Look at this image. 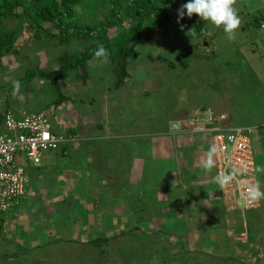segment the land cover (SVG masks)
<instances>
[{
	"label": "rangeland",
	"instance_id": "1",
	"mask_svg": "<svg viewBox=\"0 0 264 264\" xmlns=\"http://www.w3.org/2000/svg\"><path fill=\"white\" fill-rule=\"evenodd\" d=\"M234 7L241 24L232 41L227 39L222 27L215 28L201 20L207 36L197 42L195 36L187 34L186 15L177 23L178 9H171L163 28L154 31L147 39L140 37L128 44L136 52V57L126 59L128 78L119 89L114 88L115 76L112 69L116 59L113 50H108L110 55L107 64L94 59L86 63L84 85L73 77V73L68 74L60 89L72 103L64 101L53 109L60 113L59 117L51 119L55 124H52L54 130H67L64 124V109L67 106L72 118H79L76 127L78 138H92L88 146L97 149L99 158H112L110 154L114 153L115 139L111 137L122 135L126 140H120L122 143L119 150L125 149L128 153L133 147L136 154L131 158L141 162L138 165L141 180L150 176L153 181L155 171L168 172L175 162L174 150L171 152L166 147L167 143L171 145V140H163L161 146L163 138L157 135V130L170 116L180 117L186 112L193 114L207 111L215 116L213 124L218 125L221 121L231 126L255 128L251 130L255 168L264 167V29L255 25L258 15L264 12V0H236ZM73 12V21L78 25H86L99 21L106 9L101 3L84 0V3L73 7ZM18 22L21 28L17 32L14 49L0 58V108L3 100H6L7 105L13 107L12 112L50 111L49 103L55 97L49 93L46 81L41 77H34L25 82V72L31 69L43 72L56 70L57 59L61 54L77 52L91 43L72 39L68 46H58L42 35L33 37V32L27 28L23 18ZM16 23L15 18L3 21L0 32L12 30ZM114 34V29L109 32L110 37ZM206 56L209 58L205 59ZM17 80L20 81L21 89L14 96L13 83ZM79 99L82 101L78 102ZM75 109L79 112L78 116ZM80 110L88 117L86 130L80 126ZM93 123L99 124L101 130L94 128ZM189 124L192 123L186 125V130L190 132ZM189 134L180 135L178 140L185 144L192 138V134ZM151 142L153 146H161V149L147 147L142 151L135 148ZM202 144L207 147L204 150L207 157L211 149L205 141ZM76 146L77 144L74 147ZM141 152L145 155L142 156ZM177 152L180 153L179 150ZM59 159L54 153H50L41 169H35L37 174L40 171L38 180L29 179L27 184L25 198L29 199L32 190L41 188L43 191L49 190V199L45 196L46 192L41 196L38 194L36 202L27 201V208L33 203L30 210H16L14 214L18 217L15 220H3L0 264H264V199L259 200L256 209L246 211L238 205L231 187L219 185L217 189L215 182L210 188L214 190L212 196L218 198L220 204L207 203L212 213H202V220L210 216L220 229L217 232H205L202 226L196 224L197 232L184 228L167 233L161 225L156 227L157 221L151 222L152 227H146L147 221L140 214L133 221L136 227L128 225L124 235L115 234V238L108 236V240L101 243L100 247L87 245L86 232L92 234L95 228L102 226L104 231H111L112 220L108 219V213L103 214L104 218L99 223L95 220L98 224H94L93 220L86 224L73 217L76 211L70 206L90 211L94 204L91 197L85 195V190L77 192L76 187L69 186L70 181L69 184L61 182L62 178L69 180L67 173H61V169H67L69 164L64 163L61 167ZM116 159L113 157L112 161L115 163ZM117 166L128 169L127 165ZM53 173L58 175L57 180V177L53 178ZM44 174L48 175L43 178ZM256 174L261 191H264V172ZM170 179L168 177L164 182L170 183ZM91 183L97 184V181L93 180ZM47 184L51 185L49 189ZM210 188L203 189L204 193L207 194ZM100 205L107 207L105 203ZM33 212L36 217L31 218L32 222L27 218L22 221L19 219V216L22 218ZM199 213L194 211L190 215L199 216ZM180 221L186 225L188 222L189 229L190 225L197 222L184 221L183 217ZM17 222L26 224L24 229H32L34 237L41 241L47 239L44 229L53 224L52 234L49 232V250L35 246L25 247L24 244L29 243L33 237L17 235L23 229L16 227L19 225ZM40 229L44 232L39 231ZM120 230L121 226L118 231ZM68 232L67 240L61 241V237ZM112 232H116V228ZM57 239L58 243H54ZM207 240L211 248L217 251L221 244L222 253L217 255V252L203 251L200 245ZM188 242L197 247L194 249L185 246Z\"/></svg>",
	"mask_w": 264,
	"mask_h": 264
},
{
	"label": "crops",
	"instance_id": "2",
	"mask_svg": "<svg viewBox=\"0 0 264 264\" xmlns=\"http://www.w3.org/2000/svg\"><path fill=\"white\" fill-rule=\"evenodd\" d=\"M4 101L6 100H3L2 102L0 114L1 112L3 113L5 109L11 111V108H13L9 106L4 108ZM79 101H82V99H79L78 102ZM65 103L72 102L67 100V102ZM63 108L64 107H62V109ZM64 110L66 112L64 124H66L65 128L67 129L65 131H61L63 129H58L59 131L54 130L55 124L51 119H54L55 116H60V113L58 111H44L45 114H47L46 117L48 118V121L52 127L51 132L53 134L56 132V135H64V133L66 134L69 129H73V134L78 138L79 136H77L76 127L79 123V118L77 117L76 120L72 118L73 116H71L72 114L69 113V109L67 106ZM17 111L18 110L14 112L16 113ZM75 112L78 116V110L75 109ZM80 113L82 114V125L80 126L84 130H86L85 125L87 124L88 120L86 119L87 115H84V112L82 110H80ZM203 113H198V111L193 114L186 112L184 114H181L180 117L178 115L176 117L170 116L164 121L163 126L159 130H157L159 132L157 135L163 138L160 142L161 146L163 140H171V145L167 143L166 147L169 151L174 150L173 154L175 157V162L168 172L162 171L156 173L155 171L153 181L150 176L147 177L148 179L141 180V169L140 167H138L141 162H139V159L131 158L134 157V155L136 154L133 147L130 149V151H128V153H126L125 149L119 150V146L122 143L120 140H126L122 135L111 137L112 139H115V142L113 143L115 144V149L113 150L114 153L110 154V157L117 158L115 160V163L112 161V158H108V160H106V158L104 160V158L102 157L99 158L100 155H98L97 149L91 147L90 145L88 146L92 138L82 135L86 138H78L79 140L77 141V143H69L62 149L60 148L56 151L46 153L44 158L41 160V164L38 167L29 169V179L30 181L32 179L38 180L40 171L37 174L35 172V169H41V166L45 164L44 162L49 159V154L54 153V155L60 158L59 160L61 167L64 163L69 164V167L67 169H61L62 174L67 173L69 175V180L62 178L61 182L65 183L66 181L69 184L70 181L69 186L76 187L77 192L85 190V195L89 198L91 197L90 200L92 199L91 202L92 204H94V207L90 211H87L86 209H80L81 207L77 206H75L77 207L75 208L74 205L70 206V208L74 207L76 211L75 216L73 217L78 218V220H80L81 222L89 224L92 220H97V222L99 223L104 218L103 214L108 213V219L110 218V220H112L110 221V226L112 229L111 231L110 229L105 231L112 232L115 228L116 231L119 230V226H121V228L123 229L124 226L133 225V221L135 222L136 217L142 214L145 217V220L147 221V224H144L146 227H152L151 222L157 221L158 224H156V227L161 225V227H163L164 229L163 231L166 230L167 233H174L175 229L181 230L184 228H187L188 231L194 229V232H197L195 226L196 224L202 226L205 232H217L220 229L215 223H213V220L210 216H207V219L205 218V220L203 219L204 221L202 220V217L204 216L202 213H212L209 209V206L206 205L207 203H212L215 205L220 204L218 198L212 196V194H214V190L210 188L211 184L213 185L214 183L213 168L211 169V172L206 173L202 167V162L207 158L206 153L204 151L205 149H207V147L202 144V140L200 139V137L192 133V138L185 144H182L181 141L178 140V137L180 135L190 133L186 130L187 127H185L186 120L189 117L191 118L195 116H206L207 111ZM92 126H95L94 128H98V130H101L102 128L99 124L96 123H93ZM174 126L175 128H173ZM0 130H2L1 123ZM75 144H77L76 147H74ZM161 146H153L151 142L144 145H140L139 147L135 146V148L142 149L143 151L146 150L145 148L147 147L149 149L151 147H156V150H160ZM178 150L180 151V153L177 152ZM141 155L144 156L145 154L141 152ZM167 156H169V152L167 153ZM117 165H120V167L122 165H127L128 169H123V167L119 168V166ZM50 173L51 172H49V175ZM46 175L48 174L42 175L43 178H45ZM54 177H57L55 180L58 179L57 174L53 175V178ZM166 177L171 178L170 183L166 184V182H164L167 179ZM103 178H105V181L103 180ZM93 180L97 181V184L99 183V185L95 183L92 184L91 181ZM50 186L51 185H48V189ZM87 186L89 187L86 188ZM216 187L217 189H219V185L217 183ZM207 188H210V191L205 194L203 189L207 190ZM43 192H46L45 196L47 197V199H49V190L47 192L46 190H41V188H36L29 193V199L24 197L20 201V205H18V207L14 211L20 210L19 212H21L24 209L27 212L33 206L32 203V205L27 208V201L30 200L31 202H36V196H38V194L41 196ZM102 203H105L107 207L104 205H100ZM96 205L97 208H95ZM14 211H12V213L9 215V222L11 221V219L15 220V217H18V215L14 214ZM32 211L35 210L33 209ZM194 211H196V213L200 212L199 216L197 214L190 215L194 214ZM200 214H202V216H200ZM35 215L36 213L34 212L32 213V215L29 213L28 215L22 218L21 216H19V219L22 221L27 218L28 221H31V218L36 217ZM182 217L184 218V221L191 220L192 222H197L195 224L193 223L192 225H190L189 229L188 222L186 225L184 222L180 221ZM74 218H72L73 221H75ZM175 220H177L178 222H176ZM97 222L95 221L94 224H98ZM25 226L26 224H23L22 222L18 226H16L23 228L20 232L22 234L17 232V235H32L33 237V239H31L29 243L24 244V246H35L36 248L39 247L40 249L45 251L49 250V235H51L53 232V224L49 225L51 226L50 228L48 227V229H44L47 236V239H45L44 241L36 239L37 237H34L35 232L32 229L25 230ZM132 227L136 226L133 225ZM39 231L44 232L43 229H40ZM97 231L98 229L95 228L92 232L100 233ZM64 235V237H61V241L67 240L66 238L69 235V232ZM191 241L193 240L191 239ZM39 242H41V244ZM185 246L194 249L197 247L192 242L185 243ZM200 247L203 248V251H212V253L217 252V255H220L223 249L221 248V244H219L218 247L219 251L215 250L213 247L211 248L210 242L208 240L204 241L202 245H200ZM58 250L60 251L61 248Z\"/></svg>",
	"mask_w": 264,
	"mask_h": 264
},
{
	"label": "trees",
	"instance_id": "3",
	"mask_svg": "<svg viewBox=\"0 0 264 264\" xmlns=\"http://www.w3.org/2000/svg\"><path fill=\"white\" fill-rule=\"evenodd\" d=\"M93 1L104 6L106 9L105 14L93 24L78 25L73 21V7L84 3V0H0V27L3 21L11 18L17 20L12 30L0 32V58L13 51L17 32L21 28L18 20L21 18L25 20L27 28L33 32V37L42 35L46 39L54 41L55 45L68 46L72 39L91 43L77 52L61 54L57 59L58 67L56 70L43 72L39 69H31L25 72V82L30 81L34 77H41L46 81L49 93H52L53 97H55L49 103L50 111L64 101L69 100L60 89L62 81L68 74L73 73V77L79 79L81 85L85 84V65L93 59V53L99 44H103L107 50L114 51L116 59L115 67L112 69L115 76L114 88L119 89L128 78L126 59L136 57V52L131 50L128 44L140 37L147 39L154 31L163 28L169 18V11L171 9H179L188 2V0ZM186 17L188 32L194 28L197 42L206 38L207 32L202 25L201 19L196 15L191 18L187 15ZM113 29L115 34L110 37L109 32ZM197 57L199 58V56ZM208 58L209 56L205 57V59ZM6 102L4 108L8 106ZM6 111L7 109L3 113L1 112L0 123L3 122ZM24 112L32 113L25 110ZM43 114L46 117L47 114L45 112ZM210 115L213 114L210 113ZM73 133L74 130L69 129L64 135H74ZM54 134L56 135V132ZM65 146L67 145H62L59 149ZM11 213L10 211L7 214L0 213V232L2 231L3 220L9 219ZM126 227L124 226L120 231L106 232L102 226L97 231L100 233L92 232L91 234L86 232L88 238L85 243L100 247L101 243L108 240V236L115 238V234L124 235L123 232ZM53 242L58 243V239ZM100 252L103 253V250Z\"/></svg>",
	"mask_w": 264,
	"mask_h": 264
},
{
	"label": "built area",
	"instance_id": "4",
	"mask_svg": "<svg viewBox=\"0 0 264 264\" xmlns=\"http://www.w3.org/2000/svg\"><path fill=\"white\" fill-rule=\"evenodd\" d=\"M213 116L189 117L191 133L197 134L213 153L214 176L225 173L232 180L234 195L246 211L256 209L258 201L247 198V190L257 182L250 135L244 129L213 124ZM221 118V117H219ZM220 122V121H219ZM0 130V213L14 211L26 197L29 169L36 168L46 153L62 145L77 143L74 135H55L43 113H17L7 110Z\"/></svg>",
	"mask_w": 264,
	"mask_h": 264
},
{
	"label": "clouds",
	"instance_id": "5",
	"mask_svg": "<svg viewBox=\"0 0 264 264\" xmlns=\"http://www.w3.org/2000/svg\"><path fill=\"white\" fill-rule=\"evenodd\" d=\"M236 0H188L187 3L183 4L177 10V23L180 22L187 15L191 18L193 15L198 16L202 21L206 23H210L215 28L223 29L227 39L232 41L235 39V32L240 27L241 19L238 15L237 9L234 7ZM260 29H264V12L263 14L258 15L257 23L255 24ZM181 30H183V26H181ZM187 34H191L192 36L196 35V32L191 29ZM109 51L105 48L103 44L97 45L93 53V59L98 60L101 63L107 64L109 63ZM21 89L20 81H14L13 83V95L19 94ZM209 113V112H208ZM213 116V115H212ZM220 116V115H218ZM215 117V116H213ZM219 124L224 128L226 126H231L229 124H224L221 121ZM244 129L250 137L252 135L253 127L249 126H231ZM58 150V149H57ZM215 152V149L208 154L207 158L202 162V167L206 173L211 172L213 168L214 174V162L212 158V154ZM255 165V162H254ZM38 167V166H37ZM264 172V167L257 166L255 168V174ZM232 175L221 173L218 174L216 177L214 176V182L224 187L232 180ZM257 178V174H256ZM247 198L252 201H258L260 199H264V191H261L260 183L257 181L254 184H251L247 190ZM253 211V210H252Z\"/></svg>",
	"mask_w": 264,
	"mask_h": 264
},
{
	"label": "water",
	"instance_id": "6",
	"mask_svg": "<svg viewBox=\"0 0 264 264\" xmlns=\"http://www.w3.org/2000/svg\"><path fill=\"white\" fill-rule=\"evenodd\" d=\"M173 128H175V126ZM238 205H240V202H238Z\"/></svg>",
	"mask_w": 264,
	"mask_h": 264
}]
</instances>
